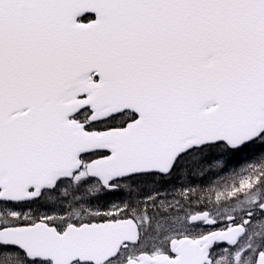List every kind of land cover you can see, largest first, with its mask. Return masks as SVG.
<instances>
[{"label": "snow or ice", "instance_id": "snow-or-ice-1", "mask_svg": "<svg viewBox=\"0 0 264 264\" xmlns=\"http://www.w3.org/2000/svg\"><path fill=\"white\" fill-rule=\"evenodd\" d=\"M196 155L223 165L190 184L234 177L250 158L255 183L241 191L233 182L224 200L188 187L176 199L180 163ZM261 161L264 0H0V234H12L0 236V264H57L55 247L114 242L141 209L168 222L184 216L166 244L203 240L216 264L236 249L231 229L264 226ZM126 178L149 189L136 205L119 191ZM76 180L106 193L89 215L42 202L45 190ZM216 233L227 235L205 240ZM201 247L160 254L164 264H196ZM141 254L151 255L137 227L102 264ZM262 255L264 245L245 253L249 264Z\"/></svg>", "mask_w": 264, "mask_h": 264}, {"label": "rangeland", "instance_id": "rangeland-1", "mask_svg": "<svg viewBox=\"0 0 264 264\" xmlns=\"http://www.w3.org/2000/svg\"><path fill=\"white\" fill-rule=\"evenodd\" d=\"M252 171H253V167H252ZM183 180H184V182H182L180 179H177V187L180 188L181 191H179L175 194L176 199H183L186 196L185 192L183 191V188H185V187H188L191 189L190 194H192V195H196V192H198V194L201 193L202 184H199V186H198V185L190 184L189 183L190 181H187L186 178H183ZM245 181L246 180L245 179L243 180L242 178H235L231 182L229 180H225V182L228 184L226 190H224L225 193L227 194V193L234 191L231 189V185L233 182H240V184H242ZM222 184H223V182H222ZM195 186L197 187L196 188L197 190H195ZM144 189H146V187L144 185L139 186V192H135L137 199L131 198V201L133 203H135V205L138 203V197L142 193L149 190L147 188L143 192ZM215 194H216L215 197L218 198V193L216 192ZM56 206H58V205L54 204V207H56ZM60 206L64 207L62 202L59 205V207ZM83 206H84L83 208H87V207L91 208L92 207L89 204L87 206L86 205H83ZM158 208L161 209L162 211H167V205L166 204H160V205H158ZM139 214L141 216V224H142L141 231L143 232L142 240H141V247L146 248V249L148 248V250H150V251H153L155 249L165 250L166 245H167L166 241L171 236L172 231L176 228L182 227L185 223V217L184 216H180L179 218H177L173 222L162 221L158 218L156 209H152L150 215H145L143 209H141L139 211ZM150 217H151V219H150ZM250 245H251L250 250L252 252H254L255 248L259 245V243H254V244H250ZM242 249H244V245H242L236 251H233L231 253H228L227 251H225L224 254L221 255V257L218 259V262L220 263L221 261H223L224 264H240L241 260H242L243 263H247L250 259V256H244L245 255L244 253L242 255H240V251ZM227 257H229V258H227Z\"/></svg>", "mask_w": 264, "mask_h": 264}, {"label": "water", "instance_id": "water-1", "mask_svg": "<svg viewBox=\"0 0 264 264\" xmlns=\"http://www.w3.org/2000/svg\"><path fill=\"white\" fill-rule=\"evenodd\" d=\"M122 230H123V234L120 236L119 240H116L114 242H110V243L105 244L103 246L85 245V246H82L78 249L77 248H71L70 249V248H66V247H55L52 249V251L49 254L54 253L55 256L57 257V252L62 251L64 253H70L71 254V260H76L77 258H79L82 261H93L94 264H102V260H104L108 256H112L122 241H134L136 239L135 227L132 226V228H129L128 224H124L122 226ZM10 235H12V234L7 233V232L0 234V236H4V237L10 236ZM224 235H227V234L216 233V234H213V236H211V237H206L205 240H208L209 242H211L212 239H218ZM236 238L237 237H233L229 241V243L234 244L233 242L236 241ZM177 243H178L177 246L180 247V249H183L185 247V243H192V242L180 241ZM196 243H203L204 250L207 251L208 245L204 244L203 240L197 241ZM33 250L40 252L36 249H33ZM42 254L43 253L40 252V255H42ZM159 261L162 264H164V261H161V260H159ZM257 264H264V255H262L260 257V259L257 261Z\"/></svg>", "mask_w": 264, "mask_h": 264}, {"label": "flooded vegetation", "instance_id": "flooded-vegetation-1", "mask_svg": "<svg viewBox=\"0 0 264 264\" xmlns=\"http://www.w3.org/2000/svg\"><path fill=\"white\" fill-rule=\"evenodd\" d=\"M211 161H214V163H211L210 165L218 168L219 164H217V161L216 160H211ZM185 172H188V163L185 164ZM131 181H133V179L126 180V183H130ZM90 182L93 184V188H91V187L88 188V195L89 196L93 195V193L97 190V188L100 190H103V188H99L98 183H93L92 181H90ZM121 186L119 187L120 192L123 190V188ZM76 190H77V180L75 182L63 183L57 187H54L51 191H44V193L41 196V199H42V201L43 200H49L50 201L53 198V199H56L57 202L60 201L59 199L73 200V198L76 194ZM105 194L106 193L103 190L102 196ZM131 198H135V196H132ZM69 205H71V204H69ZM69 210H71V208ZM239 243H244V249H242L240 251V254L243 252H244V254L246 252H249L250 243H264V228L263 227L255 228L253 226V228L247 234H244L243 238L239 241ZM161 251L170 252V248L168 245H166L165 250L155 249L153 251H147V252L151 253V255H150L151 257H154V256L161 255L160 254ZM234 251H236V250H234ZM137 258H138V256L130 258L128 260V262L131 260H137ZM227 258H229V257H227ZM216 264H223V263H219L217 260Z\"/></svg>", "mask_w": 264, "mask_h": 264}]
</instances>
